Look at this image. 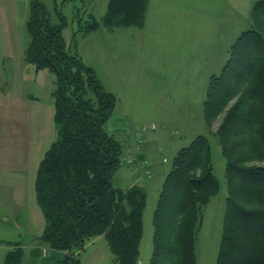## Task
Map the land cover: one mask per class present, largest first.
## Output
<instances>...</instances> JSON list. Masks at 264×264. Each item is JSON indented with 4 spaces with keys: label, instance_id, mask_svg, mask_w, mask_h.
<instances>
[{
    "label": "trees",
    "instance_id": "1",
    "mask_svg": "<svg viewBox=\"0 0 264 264\" xmlns=\"http://www.w3.org/2000/svg\"><path fill=\"white\" fill-rule=\"evenodd\" d=\"M149 9L150 0H109L104 17L91 16L79 30L143 28ZM57 15L55 23L47 6L35 0L26 23V63L55 76L57 135L35 181L45 219L38 242L48 246V257L60 254L49 264H82L77 250L103 236L113 264H139L148 201L143 184L155 173L148 160L139 158L143 141L126 131L129 120L116 135L106 131L116 96L70 49L63 34L65 17L59 11ZM251 19V29L231 47L221 73L210 77L203 103L206 125L218 138L225 160L226 208L216 264H264V0L254 3ZM212 151L210 138L201 134L174 157L153 214L149 264H198L203 212L221 189ZM128 152L132 164L125 160ZM123 166L131 168L137 181L125 189L114 183ZM10 246L3 264H47L27 263L24 248Z\"/></svg>",
    "mask_w": 264,
    "mask_h": 264
},
{
    "label": "rangeland",
    "instance_id": "2",
    "mask_svg": "<svg viewBox=\"0 0 264 264\" xmlns=\"http://www.w3.org/2000/svg\"><path fill=\"white\" fill-rule=\"evenodd\" d=\"M34 1L0 0V82L5 81L0 89V106H5V111L0 108V264L10 245L17 243L24 248L27 263L49 264L56 258L52 252L46 259L37 246L45 219L36 201V175L57 131L55 76L49 69L36 70L24 59L30 43L26 23ZM39 1L47 6L53 22H59L58 11L65 17L63 34L70 49L116 96L106 131L118 134L126 120L132 134L150 125L158 128V133H144L141 146L158 167L154 178L143 184L148 201L139 264L150 263L153 214L174 157L198 135L210 138L213 171L221 189L203 212L196 255L198 264H216L226 208L225 160L218 138L206 125L203 103L210 77L221 73L231 47L251 29L257 0H150L143 28L101 27L88 34H82L80 26L91 16L104 17L109 0ZM217 125L218 121L213 131ZM128 176L123 166L114 175L115 185L127 188ZM77 251L82 264H113L103 236L91 238Z\"/></svg>",
    "mask_w": 264,
    "mask_h": 264
},
{
    "label": "crops",
    "instance_id": "3",
    "mask_svg": "<svg viewBox=\"0 0 264 264\" xmlns=\"http://www.w3.org/2000/svg\"><path fill=\"white\" fill-rule=\"evenodd\" d=\"M189 26H191L190 24H189ZM190 28V27H189ZM26 52V51H25ZM24 59H25V57H24ZM26 62V61H25ZM2 83V84H1ZM4 86L5 85V81L3 80L2 82H0V89H1V86ZM8 98H4V99H2V100H4V101H6ZM0 108L1 109H4V111H5V106L3 105L2 107L0 106ZM158 133V132H157ZM131 146H132V148L134 147V143L132 142V144H131ZM136 150V148H134L133 149V151H135ZM135 153H137V151H135ZM140 157L139 158H145L146 160H148L149 161V159H148V157H147V155L145 154V152H144V148H141V154L139 155ZM150 162V161H149ZM150 165H151V168L153 169V171H154V173H155V171H156V169H157V167H158V165H155V164H153V163H151L150 162ZM127 167V169H128V175H130V176H128V178H129V180H130V182H129V185H128V187H131L133 184H135L137 181H136V179H135V177H133L132 176V170H131V168L130 167H128V166H126ZM131 177V178H130ZM37 241H38V239H37ZM37 246H38V248L40 249V250H42V255H43V257H46V255H48L49 256V252H50V249H48V248H46L45 247V245H43V244H41V243H37ZM46 250V255H44V251ZM31 254V253H30ZM56 258H59L60 257V254L59 253H55V255H54Z\"/></svg>",
    "mask_w": 264,
    "mask_h": 264
},
{
    "label": "built area",
    "instance_id": "4",
    "mask_svg": "<svg viewBox=\"0 0 264 264\" xmlns=\"http://www.w3.org/2000/svg\"><path fill=\"white\" fill-rule=\"evenodd\" d=\"M126 131L129 132L130 131V125L127 124L126 126ZM147 131H150V132H157V127L155 125H150L148 127H143L141 130H139V132H135V140L137 142H142L143 141V138H144V133L147 132ZM125 160L128 164H132L134 162L133 160V157L131 155L130 152L127 153L126 157H125ZM147 164V163H145ZM44 255H46V250L44 251Z\"/></svg>",
    "mask_w": 264,
    "mask_h": 264
}]
</instances>
